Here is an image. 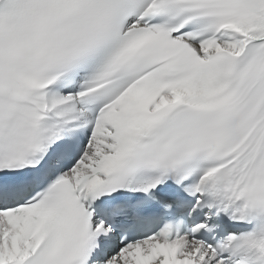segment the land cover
<instances>
[{
  "label": "snow or ice",
  "instance_id": "obj_1",
  "mask_svg": "<svg viewBox=\"0 0 264 264\" xmlns=\"http://www.w3.org/2000/svg\"><path fill=\"white\" fill-rule=\"evenodd\" d=\"M0 264H264V0H0Z\"/></svg>",
  "mask_w": 264,
  "mask_h": 264
}]
</instances>
